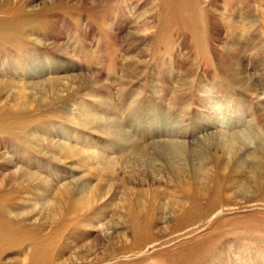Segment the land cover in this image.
Wrapping results in <instances>:
<instances>
[{"label": "rangeland", "instance_id": "obj_1", "mask_svg": "<svg viewBox=\"0 0 264 264\" xmlns=\"http://www.w3.org/2000/svg\"><path fill=\"white\" fill-rule=\"evenodd\" d=\"M2 119L0 264H264V0H0Z\"/></svg>", "mask_w": 264, "mask_h": 264}, {"label": "bare ground", "instance_id": "obj_2", "mask_svg": "<svg viewBox=\"0 0 264 264\" xmlns=\"http://www.w3.org/2000/svg\"><path fill=\"white\" fill-rule=\"evenodd\" d=\"M88 110H85V111H83L82 110V108H81V106L79 105V107H78V109H77V115L78 116H80V118H84V113L83 112H87ZM87 116L90 118V119H93V115L91 116V114L89 113V111L87 112ZM226 118V117H225ZM6 119V118H5ZM5 119H2V121L0 122V124H3L4 122H5V125H4V129H6V131L7 132H10L11 133V131L13 130V125H16V123L13 121V120H8L7 122H6V120ZM224 119V118H223ZM225 120V119H224ZM227 135L228 134H225V136L223 137V139H225L226 137H227ZM221 136H223V135H221ZM223 139H221V140H223ZM224 141V140H223ZM226 141H230V144H231V141H234V139H233V136L232 135H229V140L226 138ZM228 144V143H227ZM218 145H219V143H218ZM232 145V144H231ZM228 146H229V144H228ZM232 148V147H231ZM223 152H224V148H223ZM225 156V155H224ZM8 157H9V155H8ZM82 159V158H81ZM241 159V158H240ZM7 160L9 161V158H6V161H2V164L3 165H5V166H7L8 165V162H7ZM216 160H217V158H216ZM216 160H214V161H216ZM218 162V167H219V170H218V173H217V175H216V178H215V185H216V187L213 189V191L211 192L212 194V197H211V199H210V201H209V203L206 205V206H203L201 203H200V201H201V198H204V195H203V191L204 190H206V189H209L208 188V185H204L205 183L204 182H202V186H198L197 185V187H196V190H195V193L193 194V198H192V202H193V204H192V206H191V208L189 209V211H188V213H187V217H186V219L185 220H187V221H196V219H200L199 221H201V220H203V219H205V218H208V216H209V214L216 208V206H218L219 204H221V203H219V201H220V199L218 198V196L216 195V194H219L218 192H219V190L221 189V190H223V189H229V187H231V186H233V184H235L236 185V182L238 181L237 179H227L228 181H225L224 179H223V176H224V173H223V171H222V166H221V164H220V161L218 160L217 161ZM239 162H240V160H239ZM13 163V162H12ZM224 163V162H223ZM242 163V162H241ZM238 164V163H237ZM262 164L263 163H261V162H257L256 164H254L253 165V168L250 170V173H251V175H250V179H251V181L253 182V183H255V182H258V180H260L259 179V176H258V174L260 173V172H262L261 171V169H262ZM224 165H225V163H224ZM20 170V169H19ZM20 172V171H19ZM223 174V175H222ZM199 178V177H198ZM260 178H262V177H260ZM261 181V180H260ZM259 181V182H260ZM262 182V181H261ZM197 183H199V181L197 182ZM234 185V186H235ZM242 185L243 186H245L244 187V189H246L247 187H248V185L249 184H243L242 183ZM240 186V185H239ZM243 186H241V187H243ZM258 186V185H257ZM249 188V187H248ZM232 189V188H231ZM235 189V188H234ZM238 189V188H237ZM239 189H241V188H239ZM230 190V189H229ZM223 192H224V190H223ZM224 195V194H223ZM42 196H44V195H42ZM47 196V195H46ZM215 196H217V197H215ZM227 198V197H226ZM222 199V198H221ZM229 199V198H228ZM225 208V207H224ZM222 211V210H221ZM12 213V212H11ZM220 214V213H219ZM216 215V214H215ZM215 215H213V216H215ZM213 218H215V217H213ZM218 218V217H217ZM1 236H2V240L4 241V242H11L12 241V236L10 235V234H7V233H5V232H2L1 234H0Z\"/></svg>", "mask_w": 264, "mask_h": 264}]
</instances>
